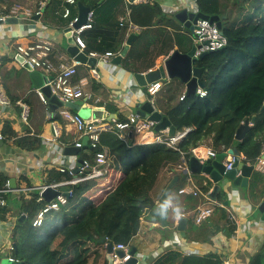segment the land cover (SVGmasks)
Wrapping results in <instances>:
<instances>
[{
	"label": "trees",
	"instance_id": "16d2710c",
	"mask_svg": "<svg viewBox=\"0 0 264 264\" xmlns=\"http://www.w3.org/2000/svg\"><path fill=\"white\" fill-rule=\"evenodd\" d=\"M67 0H46L42 14L43 22L68 27L69 21L75 17L78 3H82L93 11L91 28L85 29L81 37L85 42L83 52L97 55L111 52L120 53L128 33L127 26L119 24V16L125 12L124 0H75L70 5ZM222 0H196L197 8L207 15H222V31L227 39L226 45L210 52L195 62L203 68L201 79L204 82L205 96L197 93L180 96L185 91L184 84L177 78L164 79L153 102L155 107L166 115L175 132L188 129L178 142L177 149L170 148L160 142L136 143L132 137L126 141L112 131H101L94 148L86 145L89 154H81L80 159L86 160L89 168L80 175L85 176L92 169L122 171L123 177L110 190L102 201L95 203L87 196L94 182L84 180L65 187L66 203L58 210L44 213L39 226H33L36 213L47 203L38 200L39 193L25 198L20 193L21 214L24 219L12 227L10 252L18 260L16 264H107L106 243L115 246L118 243L131 248L136 245L135 235L141 228L143 217L149 221L157 220L155 205L143 216L144 207L154 188L158 194L165 186L168 173L192 156L193 148L205 139H211V149L216 154L225 153L236 148L245 163L256 164L264 151V0H227L228 9L221 5ZM226 1V0H223ZM69 8V16L63 18V8ZM129 19L138 29L131 43L124 66L128 67L127 59L133 70L148 69L144 65L149 60L145 54L134 60L133 52L139 51L142 45L143 29L155 23L161 10L158 4L150 0L146 3H133L128 6ZM244 14L239 24L231 20L234 15ZM180 43L178 47L180 48ZM179 50V49H178ZM2 63V62H1ZM153 64L150 62V64ZM130 68V67H129ZM29 107L28 133L16 137V132L9 122H3L0 132L12 138L15 145L25 150L36 149L41 145L39 136L42 125L47 120V105L40 102L36 92H30L23 102ZM21 108L19 109L20 112ZM255 116V121L245 131L241 140L235 139L240 124ZM53 119H60L55 116ZM105 152V162L98 164L96 154ZM71 175H63L59 181L70 179ZM47 184L54 178H48ZM210 182L201 187L205 195L210 189ZM251 197L261 198L264 195V171L254 170L251 174ZM258 186L260 188L258 189ZM8 187V177L0 171V190ZM10 192L0 194L8 199ZM220 192L217 203L225 200ZM187 202L195 208L197 201L193 196ZM186 202V203H187ZM215 205L211 215L198 224L192 222L188 227L186 238L198 241L209 239L217 231L229 236L228 227L233 223L228 217L225 207ZM9 208L0 205V220L6 219ZM105 237L104 242H99ZM222 256L208 253L203 256L183 254L169 250L152 264H222ZM249 264H264V242L259 251L250 257Z\"/></svg>",
	"mask_w": 264,
	"mask_h": 264
},
{
	"label": "crops",
	"instance_id": "0c3cea01",
	"mask_svg": "<svg viewBox=\"0 0 264 264\" xmlns=\"http://www.w3.org/2000/svg\"><path fill=\"white\" fill-rule=\"evenodd\" d=\"M153 1L158 4L161 12L155 18V23L151 27L142 30L144 40L142 41L140 50L133 52L134 60L140 54H145L147 60H149V54L152 53L150 62L153 60V64H150L149 61H146L144 64L149 65L151 68L133 70V66L128 59L126 63L128 67L124 66V60L128 56L131 44L126 55L118 64L113 62V58L121 52L114 54L106 61L97 59L95 67L99 72L98 77L90 74L93 66L79 63L76 67L73 82H81L84 84L86 90L92 93V96L84 104L90 108H99L106 111L107 115L105 117L107 121H126L130 115H137L135 113L137 106L145 101H150L154 108L158 110L153 102L156 95L154 97L148 95L147 85H139L141 80L137 78L136 74H144L156 68L174 49L187 52L191 48V45L194 44L192 30L179 22L175 18V14L183 8L193 12L199 11L196 0ZM124 2L126 5L125 12L119 16V19L122 16H128L129 18L128 6L130 4L125 0ZM70 5H74V3ZM82 5L87 7L84 4ZM45 6L46 0H0V19L6 17L16 19L15 22L0 23V60L2 62L0 75L2 88L9 100L8 105H0V128L3 122H9L10 127L16 132V137L32 135V133H28L26 124L21 121L19 109L21 108L20 105L29 97V93L38 90V88L33 86L28 71L16 60L18 55L15 49L16 46L18 44L48 40L52 44L50 60L54 64L63 62L64 60L68 63L74 61L73 57L64 49L68 40V27L60 28L57 25L43 22L42 14ZM74 14L78 17V5ZM128 29L131 31H129L130 33H128L126 40L133 34L134 36L131 38L132 43L137 35L133 31H136L138 27L136 29ZM179 42H181L180 48L178 47ZM60 55L63 56L62 60L59 59ZM40 72L48 78V82L55 75V72ZM49 77L52 78L49 79ZM161 81L159 80L160 83ZM64 109L69 108L61 107L56 110H50L47 107L45 114L47 120L42 125L39 134L42 142L36 149L25 150L20 148L14 144L12 138L7 139L6 137V140L0 141V171L7 175L8 180L13 178L16 185V189H12L8 185L5 190L10 191L0 193L6 194L10 192L9 198L4 199L5 204L3 205L9 208L6 219L4 221L0 220V260L4 257H12L10 252L12 245L10 239L11 230L16 222H19V218L22 215L24 216L23 213L21 214L20 202L18 200L20 193H23L25 198H29L35 192L40 193L41 188L39 189V187L47 184L48 178L53 177L54 182L50 184H54L60 182L59 180L63 175H71L70 179L61 181L64 184L56 188L65 193L67 185L76 183V178L82 177L80 170L77 174H74L73 169L78 159L81 158L80 155L89 154V150L85 147L76 156L64 154V148L74 145L79 139V133L75 126L68 123L61 115V111ZM69 110L75 112L74 110ZM55 116H60V119H53ZM122 133L120 134L121 139L126 141V138L130 136L136 143L154 142L156 136L164 137L166 135L162 131L154 132L150 130L145 134L146 140H144L142 134L138 135L130 130H124ZM210 143V138L205 139L196 147L197 151L202 155H206L208 149H211ZM87 144H89L88 140ZM228 157H226L225 161L228 160ZM256 164H254V170L263 172ZM97 170H99V174L77 181L91 180L94 182L87 196L95 203L102 201L107 193L123 177L122 171L102 168ZM176 172L178 170L175 168V170L168 173L165 183ZM183 177L170 195L174 197V203H178L182 209L180 218L186 219L184 235L176 230V223L179 219L175 217L171 209L168 210V215L165 218L167 222V226L165 227L159 224L158 219L149 221L147 217H143L141 228L135 235L136 245L133 246L136 249L135 256L138 258V264H152L163 253L169 250L198 256L214 253L222 256L223 262L226 261L228 264H249L250 257L260 250L264 242V210L260 211L258 209L264 195L261 198L251 197V188L249 186L251 176L245 187H229V182H227L217 193V197L220 192L225 194L226 198L221 204L217 203V198L216 201H213L207 198L208 193L206 195L202 193L201 187L207 184V182L211 184L209 191L213 186V183L206 176L187 174ZM259 188L260 186H258ZM160 194H158V187L156 186L151 194V198L156 200ZM188 196H193L197 201L195 208H191L192 203L188 204ZM40 199L42 198L39 195L38 200ZM225 202L227 203L225 204ZM217 204L226 208L229 213L228 217L233 222L228 227L229 236L219 230L204 241L186 238V233L191 223L198 224L207 219L209 214L211 215L212 207ZM155 206L159 208V206ZM206 210H209V213L198 220V217Z\"/></svg>",
	"mask_w": 264,
	"mask_h": 264
},
{
	"label": "water",
	"instance_id": "95a60500",
	"mask_svg": "<svg viewBox=\"0 0 264 264\" xmlns=\"http://www.w3.org/2000/svg\"><path fill=\"white\" fill-rule=\"evenodd\" d=\"M79 6V15L77 21L74 23L73 27L78 28L86 22V14L89 11L88 7L83 6L81 3H78ZM175 18L183 23L185 27H188L190 30L193 29L198 19H208L210 22H215L216 26L222 30V15H207L200 11L193 12L189 11L186 8L181 9L175 14ZM15 18L6 17L0 19V23H10L15 22ZM134 35H130L126 44L121 51V53L113 58V62L119 63L121 59L126 55L129 45L131 44V38ZM67 43L64 46L65 51L73 57L74 60L82 64H87L90 66H95L97 59L94 57L87 56L83 51H80L79 48L75 45L74 39L70 35V28H67ZM198 46L194 44L191 45V48L187 52H181L178 49H174L171 54L164 59L160 65L156 68L147 71L146 73L136 74L137 78H140L139 85L146 86L152 82H156L164 79L177 78L185 85L186 95L195 94L197 87L204 88L205 84L201 80V75L205 71L201 67H197L195 62L198 59L203 58L205 55L210 53L209 51L201 52L198 56H195V50ZM16 60L18 63L28 71L31 82L35 88L40 89V91L47 98V107L50 110H56L61 107L69 108L74 110L82 118H100L106 116L107 113L104 110L99 108H90L84 104L85 100L76 99L74 101L64 102L62 101L55 93L51 91L50 85L48 84V78L44 76L39 70L34 69L30 66L21 55H17ZM52 77H49L51 79ZM264 109V104L262 106ZM135 113L142 119L149 120L153 122V131L159 132L161 130L167 129L170 135L175 133V129L171 124L169 118L166 115L161 114L160 111L156 110L150 101H145L139 104L135 110ZM255 121V116H252L250 121H243L240 126L237 128L235 133V139L241 140L245 134V131L252 126ZM82 145L76 146L71 145L64 148V154L69 156L78 155L82 149H85L87 144V138L81 140ZM227 155L234 156V162L230 169L225 171L224 161ZM264 157V154L262 155ZM82 159H78L73 173L77 174L80 170ZM186 169H183L180 172L174 173L168 182L165 184L160 196L153 200L149 198V203L144 207L143 216H146L149 210L154 206H160L163 201L170 195V193L175 190L177 184L184 178V175L187 174H197L204 175L213 183L211 190L207 194V198L213 201H216L217 193L229 182V187H245L248 184V179L251 176L252 171L254 170V165L247 164L242 160L241 155L238 153L236 148H230L225 153L216 154L215 156L204 155L203 158H199L198 155H192L189 159L185 160ZM8 185L12 189H16L14 179L10 178L8 180ZM41 187H39L40 189ZM63 194L67 196V193L61 192L53 187H46L43 190H40V197L45 200V202H50L53 200L56 195ZM227 202H225L226 204ZM258 209L260 211L264 210V198L259 204ZM157 211H160L157 209ZM158 215V214H157ZM24 219L22 215L19 218V222ZM158 221L161 226H167L165 217L158 215ZM186 219L179 218L176 223V230L181 232L184 235ZM99 242H104L105 237H101ZM13 248L16 249V245L12 244ZM106 260L107 264H114L111 256L112 244L106 243ZM130 258L124 261L123 263L116 264H138V258L135 256L136 249L134 247L129 248ZM117 254L119 257H123L124 252L118 250ZM0 264H13L9 258L4 257L0 260Z\"/></svg>",
	"mask_w": 264,
	"mask_h": 264
},
{
	"label": "built area",
	"instance_id": "2783aa9c",
	"mask_svg": "<svg viewBox=\"0 0 264 264\" xmlns=\"http://www.w3.org/2000/svg\"><path fill=\"white\" fill-rule=\"evenodd\" d=\"M129 4L133 3H146L148 0H125ZM69 4L75 3V0H67L66 1ZM69 8L64 7L62 16L67 18L69 16ZM77 21V17H73L68 24V27L70 28V35L74 39L75 45L79 48L80 51H82L85 48V42L81 37V33L85 29L91 28L92 22H93V11H88L86 14V22L81 25L78 28H74L73 25ZM120 25H126L130 29H136L137 27L132 24V22L129 20L128 16H122L119 19ZM193 33V40L194 45L198 46L195 50V56H198L201 52L209 51L213 52L216 50H219L223 48L226 43L227 39L223 34V31L219 29L215 22H210L208 19H198L196 24L194 25L192 29ZM16 52L21 55L24 60L32 66L34 69L39 71L46 72H55V75L53 79L48 82L50 85L51 91L55 93L62 101L68 102V101H74L76 99H84L85 101L88 100L92 93L88 90H86L84 84L80 83H74L73 77L76 74V67L79 65V62L74 60L70 63L66 62L65 60L63 62H58L57 64H54L50 60V55L52 53V44L48 40H40L37 42H32L28 44H18L16 46ZM111 52H105L104 54L97 55L95 52H90L89 56L94 57L96 59H103V61L108 60L109 57L113 56ZM59 59L62 60L63 56H59ZM96 65V64H95ZM0 67H1V60H0ZM90 74L92 76H99V72L95 66H93L90 70ZM161 87V83L159 81L152 82L147 85V93L150 97H154L157 92L159 91ZM36 93L40 99V101L44 104H47V98L45 95L38 89L36 90ZM196 93L203 97L206 94V91L204 88L197 87ZM185 95V91L180 96V99H182ZM9 104V100L6 97L4 90L2 88V80L0 75V105L5 106ZM21 111H20V119L24 124H27L28 122V116H29V107L28 105L22 103L21 105ZM61 115L67 120L68 123H71L75 126L76 130L79 133V139L75 142L74 145L81 146V140L82 138H87L90 146L94 148L99 140V133L101 131H112L117 136L120 137V134L124 130H130L135 131L136 133H141L144 137V140H146L145 134L149 132L150 130H153V122L142 119L138 115H130L126 121H107L106 117H100V118H88L84 119L81 116H79L76 112H72L69 109H64L61 111ZM53 129H55L53 127ZM186 129L183 132H175L173 135H170L168 130H161L166 135L164 137L156 136L154 139V142H160L165 144L166 146L177 149L178 142L182 139V137L185 135ZM55 131V130H54ZM160 131V132H161ZM56 133V131H55ZM6 140V136L3 135L0 132V141ZM143 140V141H144ZM198 155L199 158H203L204 155L200 154L197 151V148H193L192 155ZM208 156H215L216 153L212 149H208L207 154ZM228 160L224 161L225 171L227 169H230L232 166V163L234 162V156L227 155ZM96 161L98 164H102L105 162V152H98L96 154ZM258 168L260 170L264 171V157H261L258 159L257 164ZM89 168V164L86 160L82 161L80 172H83L84 170ZM183 169H186L185 160H183V163L177 166L178 172L182 171ZM99 174V170L92 169L91 173H88L85 176L76 178V182L79 180H83L89 177H92L94 175ZM66 183V182H65ZM64 182H57L54 184H45L41 186L40 190L45 189L46 187L50 186L53 188H57L58 186L63 185ZM10 190H0V193L6 192ZM67 193V192H65ZM69 192L67 193V195ZM66 203V196L63 194H58L56 197L51 200L50 202H47L37 213L36 216L33 218L32 225L33 226H39L42 222L43 215L48 210H58L60 208V205H63ZM5 200L0 197V205H4ZM209 213V210L204 211L199 217L198 220H200V217L205 216ZM11 248V247H10ZM118 250H122L124 252L123 257H119L117 254ZM129 247H127L124 244L118 243L115 246H112L111 256L113 259V263H123L127 259L130 258L129 255ZM9 260L12 261L13 264H16L18 262L17 259L14 257H8ZM222 264H228L226 261L222 262Z\"/></svg>",
	"mask_w": 264,
	"mask_h": 264
},
{
	"label": "clouds",
	"instance_id": "9594fccd",
	"mask_svg": "<svg viewBox=\"0 0 264 264\" xmlns=\"http://www.w3.org/2000/svg\"><path fill=\"white\" fill-rule=\"evenodd\" d=\"M160 211L156 210V213L162 217H167L168 215V210L171 209L172 213L175 215L177 219L180 218L182 215V209L178 203H174V197L169 195L163 203L159 206L158 208Z\"/></svg>",
	"mask_w": 264,
	"mask_h": 264
},
{
	"label": "rangeland",
	"instance_id": "374dc122",
	"mask_svg": "<svg viewBox=\"0 0 264 264\" xmlns=\"http://www.w3.org/2000/svg\"><path fill=\"white\" fill-rule=\"evenodd\" d=\"M221 5L224 7H226L227 9H228V1L226 0V1H221ZM243 18H244V14H241L240 15V17L238 18V15H234L233 16V19L231 20L233 23H235V24H239V23H241L242 21H243ZM126 131V130H125ZM133 133H135V134H141V133H136L135 131H133ZM122 135H123V133H122ZM174 191V190H173ZM173 191L171 192V194L173 193ZM194 194H196L195 192H194ZM206 195V194H205Z\"/></svg>",
	"mask_w": 264,
	"mask_h": 264
}]
</instances>
